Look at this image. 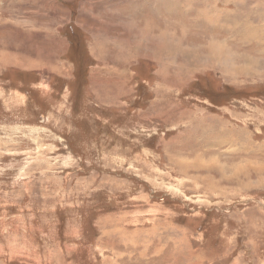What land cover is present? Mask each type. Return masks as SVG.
Returning a JSON list of instances; mask_svg holds the SVG:
<instances>
[{"label":"rangeland","instance_id":"obj_1","mask_svg":"<svg viewBox=\"0 0 264 264\" xmlns=\"http://www.w3.org/2000/svg\"><path fill=\"white\" fill-rule=\"evenodd\" d=\"M0 264H264V0H0Z\"/></svg>","mask_w":264,"mask_h":264},{"label":"bare ground","instance_id":"obj_2","mask_svg":"<svg viewBox=\"0 0 264 264\" xmlns=\"http://www.w3.org/2000/svg\"><path fill=\"white\" fill-rule=\"evenodd\" d=\"M169 9H170V8H169ZM208 11H209V10H208ZM207 13H208V12H207ZM210 14H211V13H210ZM210 14H208V15H210ZM211 16H212V14H211ZM210 18H211V17H210ZM223 18H224V17H223ZM227 19H228V18H227ZM230 19H231V18H230ZM228 20H229V19H228ZM230 21H231V20H230ZM225 22H226V21H225ZM235 26H236V25H235ZM237 26H238V25H237ZM185 28H186V27H185ZM182 29H184V28L182 27ZM246 32H247V31H246ZM212 41H213V40H212ZM210 42H211V41H210ZM212 45H213V43H212ZM212 45L209 44V45H207L206 47H205V46H204V47L202 46V47H201V51H199V52H203V51H204L203 53H207V52H208L210 55L213 54V55H215L216 59L219 58L220 61H222V60H226V59L229 58L230 55H229V54H228V55L225 54L226 51L224 50V47L221 48V53H214L213 51H211V50H212L211 48L213 47ZM179 46H180V45H179ZM211 46H212V47H211ZM169 50H170V49H167V51H169ZM186 51H187V50H186ZM169 52H170V51H169ZM169 52H168V53H169ZM188 52H189V51H188ZM217 52H218V51H217ZM203 53H202V54H203ZM192 54H193V55H197V54H196V51H192ZM198 55H199V54H198ZM198 55H197V56H198ZM197 56H196V57H197ZM225 56H227L226 59H225ZM224 62H225V61H224ZM226 134H227V133H226ZM224 135H225V134H224ZM213 136H214V135H213ZM216 136H217V135H216ZM228 136H229V135H228ZM226 139H227V138H226V135H225V140H226ZM228 140H229V139H228Z\"/></svg>","mask_w":264,"mask_h":264},{"label":"crops","instance_id":"obj_3","mask_svg":"<svg viewBox=\"0 0 264 264\" xmlns=\"http://www.w3.org/2000/svg\"><path fill=\"white\" fill-rule=\"evenodd\" d=\"M200 12V11H199ZM222 25L224 26V24L222 23Z\"/></svg>","mask_w":264,"mask_h":264}]
</instances>
